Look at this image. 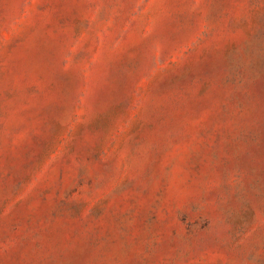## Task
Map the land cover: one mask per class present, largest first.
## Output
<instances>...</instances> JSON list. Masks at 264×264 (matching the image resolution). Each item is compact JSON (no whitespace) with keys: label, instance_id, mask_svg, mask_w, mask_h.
<instances>
[{"label":"rangeland","instance_id":"rangeland-1","mask_svg":"<svg viewBox=\"0 0 264 264\" xmlns=\"http://www.w3.org/2000/svg\"><path fill=\"white\" fill-rule=\"evenodd\" d=\"M0 264H264V0H0Z\"/></svg>","mask_w":264,"mask_h":264}]
</instances>
